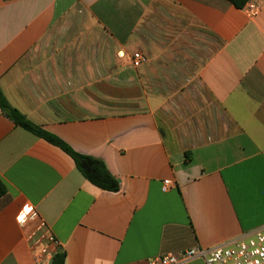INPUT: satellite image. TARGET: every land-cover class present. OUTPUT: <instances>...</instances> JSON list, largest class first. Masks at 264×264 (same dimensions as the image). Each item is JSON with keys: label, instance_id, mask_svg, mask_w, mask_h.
<instances>
[{"label": "crops", "instance_id": "1", "mask_svg": "<svg viewBox=\"0 0 264 264\" xmlns=\"http://www.w3.org/2000/svg\"><path fill=\"white\" fill-rule=\"evenodd\" d=\"M209 41L220 44L195 71L206 125L173 109L178 94L162 85L178 82V60ZM135 51L147 57L138 66ZM0 89L119 181L117 191L92 185L0 108V264H49L43 246L65 251L63 264H149L264 227V9L248 17L228 0H0ZM187 127L219 132L195 138ZM26 208L35 214L19 220Z\"/></svg>", "mask_w": 264, "mask_h": 264}, {"label": "built area", "instance_id": "2", "mask_svg": "<svg viewBox=\"0 0 264 264\" xmlns=\"http://www.w3.org/2000/svg\"><path fill=\"white\" fill-rule=\"evenodd\" d=\"M241 9L248 17L255 16L264 9V0H247ZM131 60L132 65L138 66L145 62L147 57L142 51H135ZM170 187L171 181L164 179L161 190L167 191ZM34 214L33 209L26 208L18 217L20 220L26 215ZM43 227V223L39 225V228ZM40 238L45 239L48 244H58L55 237L47 231H42ZM39 255H47L49 258L52 256L48 246L41 247ZM195 257H201L205 264H264V227L243 233L213 247L195 246L176 253L159 255L149 259V264H181Z\"/></svg>", "mask_w": 264, "mask_h": 264}, {"label": "trees", "instance_id": "3", "mask_svg": "<svg viewBox=\"0 0 264 264\" xmlns=\"http://www.w3.org/2000/svg\"><path fill=\"white\" fill-rule=\"evenodd\" d=\"M237 8H242L247 0H228ZM220 44L219 41L216 42ZM0 108L1 110L18 126L25 130L45 139L49 143L59 147L67 153L72 159L83 177L92 185L106 191H117L119 189L118 179L107 169L105 163L91 155L81 154L72 149L67 143L59 137L47 132L39 125L31 122L15 107H13L4 96L0 89ZM191 160L189 151H184V162L188 163ZM5 194V188L0 183V196ZM65 259V251L58 250L52 254L49 264H63Z\"/></svg>", "mask_w": 264, "mask_h": 264}, {"label": "rangeland", "instance_id": "4", "mask_svg": "<svg viewBox=\"0 0 264 264\" xmlns=\"http://www.w3.org/2000/svg\"><path fill=\"white\" fill-rule=\"evenodd\" d=\"M203 39L205 40V38ZM201 41L198 43H201ZM209 43L210 46L207 44L206 50L199 51L198 47H195L190 52L186 51L185 57H183L184 60H178L179 66L173 68V70H176L178 82L162 85L166 88L168 93L176 92L178 94V97H173L169 100L173 109H175V107L178 108V110H181L180 114H184V116H186V114H193L194 112H197L196 115L200 123H205L206 125L212 124L213 119H211L209 114L208 96L195 77V71L197 70V64L204 59L210 50L214 48V45L216 46V43L213 41H209ZM188 47L186 49H188ZM167 73L169 74V72ZM184 109H186V111H183ZM187 128L189 129L188 131L190 133H194V135L195 133H200L199 138H203L205 136L213 137L219 132V129L217 130L216 127ZM179 131L181 135L185 137L183 130L179 128Z\"/></svg>", "mask_w": 264, "mask_h": 264}]
</instances>
